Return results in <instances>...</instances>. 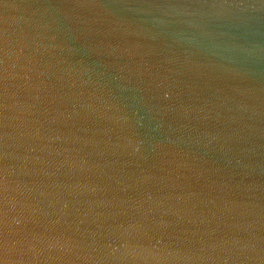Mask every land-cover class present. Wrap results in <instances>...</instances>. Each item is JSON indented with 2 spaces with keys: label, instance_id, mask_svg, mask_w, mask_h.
Listing matches in <instances>:
<instances>
[{
  "label": "water",
  "instance_id": "95a60500",
  "mask_svg": "<svg viewBox=\"0 0 264 264\" xmlns=\"http://www.w3.org/2000/svg\"><path fill=\"white\" fill-rule=\"evenodd\" d=\"M0 264H264V0H0Z\"/></svg>",
  "mask_w": 264,
  "mask_h": 264
}]
</instances>
